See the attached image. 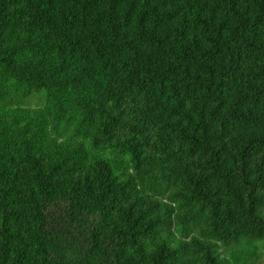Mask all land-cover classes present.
I'll use <instances>...</instances> for the list:
<instances>
[{
  "label": "trees",
  "instance_id": "obj_1",
  "mask_svg": "<svg viewBox=\"0 0 264 264\" xmlns=\"http://www.w3.org/2000/svg\"><path fill=\"white\" fill-rule=\"evenodd\" d=\"M242 241L264 246V0H0V264Z\"/></svg>",
  "mask_w": 264,
  "mask_h": 264
},
{
  "label": "rangeland",
  "instance_id": "obj_2",
  "mask_svg": "<svg viewBox=\"0 0 264 264\" xmlns=\"http://www.w3.org/2000/svg\"><path fill=\"white\" fill-rule=\"evenodd\" d=\"M45 102V91L40 90L39 92H35L31 94L25 101L26 106H41ZM264 250V246L262 245L261 241L247 243L245 241H242L238 244H232L231 246L227 247L225 251L223 250V253L225 256L230 259L231 264H245L243 261V257L245 255V250L250 252H256V250ZM234 253L237 255H232ZM235 256V257H234ZM238 257V258H236Z\"/></svg>",
  "mask_w": 264,
  "mask_h": 264
}]
</instances>
